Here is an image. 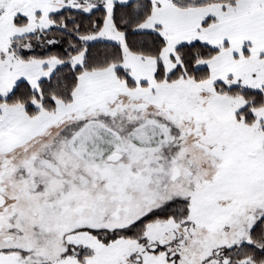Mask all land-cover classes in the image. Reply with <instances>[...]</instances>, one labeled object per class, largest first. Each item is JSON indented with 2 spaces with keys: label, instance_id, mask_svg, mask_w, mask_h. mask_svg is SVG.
I'll return each instance as SVG.
<instances>
[{
  "label": "snow or ice",
  "instance_id": "6c2138e0",
  "mask_svg": "<svg viewBox=\"0 0 264 264\" xmlns=\"http://www.w3.org/2000/svg\"><path fill=\"white\" fill-rule=\"evenodd\" d=\"M0 264H264V0H0Z\"/></svg>",
  "mask_w": 264,
  "mask_h": 264
}]
</instances>
